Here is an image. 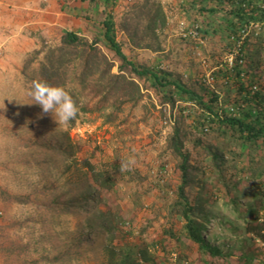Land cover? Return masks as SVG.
Returning <instances> with one entry per match:
<instances>
[{
  "label": "trees",
  "instance_id": "16d2710c",
  "mask_svg": "<svg viewBox=\"0 0 264 264\" xmlns=\"http://www.w3.org/2000/svg\"><path fill=\"white\" fill-rule=\"evenodd\" d=\"M206 1L216 3L214 8L202 10L223 20L216 31L224 34L232 56V62L218 66L212 76L236 89L235 103L206 85L194 90L162 65L148 66L132 60L117 38V22L107 13L100 22V36L89 40L66 32L57 45L30 54L21 73L28 95L35 79L64 86L77 100L80 113L112 109L107 116L110 123L117 120L126 104L139 105L145 98L141 83L150 84L159 99L160 115L173 120L167 148L176 160L179 185L171 215L178 217L183 229L180 234L168 229L166 235L174 241L170 245L179 255L176 264H264V258L250 250L256 242L264 246V0ZM99 3L89 0V8ZM84 18L90 20L89 14ZM151 23L154 31L167 26L164 8L156 7ZM101 45L113 59L100 49ZM71 74L83 91L93 89L97 100L93 108L82 104L81 97L68 87ZM34 107L41 109L36 104ZM76 121L70 122L71 126ZM38 124L35 118H26L25 132L36 131ZM32 146L45 159L48 153L69 159L75 155L70 143L33 141ZM118 174L131 175L121 171V164L109 166L97 172L98 184L91 190L85 188L76 195L69 192L47 204L46 210L63 224H71L70 215L74 216L79 229L67 232L62 247L53 257H46V262L73 261L101 240L108 264H158V243L124 242L128 233L122 242L117 237L126 223L104 194L116 189L114 175ZM1 195L9 194L3 191ZM14 200L28 204L31 198L16 196ZM236 236L242 240L239 247L233 239L231 244L221 242ZM187 243L196 247V261H189L181 253ZM165 255L172 259L170 252Z\"/></svg>",
  "mask_w": 264,
  "mask_h": 264
},
{
  "label": "rangeland",
  "instance_id": "374dc122",
  "mask_svg": "<svg viewBox=\"0 0 264 264\" xmlns=\"http://www.w3.org/2000/svg\"><path fill=\"white\" fill-rule=\"evenodd\" d=\"M85 2L87 4L81 0H45V12L51 10L56 16L60 14L56 18H60L62 24L53 34H45V47L57 45L67 32L65 29L89 40L100 36V22L107 13L117 22V38L132 60L148 66L162 65L164 70L181 76L194 90L202 84L228 95L231 103L238 100L234 87H228L212 76L218 66L232 62L224 34L216 31L223 20L217 14L202 10V7L214 8L216 3L204 0H100L90 9L89 0ZM157 6L164 8L167 26L154 31L151 19ZM61 14L78 18L80 26L69 25ZM86 14L90 20L84 18ZM192 32H198V36L194 37ZM100 49L113 59L105 47L101 45ZM27 59L28 56L22 62L14 61L0 70V264H53L45 258L57 253L67 232L74 233L79 228L74 216L70 215L71 224H63L59 217L46 210L47 204L69 192L76 195L85 188L91 190L98 184L97 172L133 157L137 163L127 170L131 175H114L116 189L104 194L108 204L121 213L119 215L126 223L117 237L122 242L123 235L128 233L131 235L127 234L124 242L158 243L159 249L155 253L158 264L179 262V255L170 245L174 241L166 235L168 229H175L177 234L183 229L178 217L171 215L179 185L176 160L167 148L173 120L169 115L166 118L160 115L159 99L150 84L141 83L145 94L143 101L139 105L126 104L113 123L107 121L112 112L107 108L102 112H81L74 125H61L42 108L36 110L27 94L21 73ZM68 87L81 97L82 104L89 108L96 105L93 89L83 91L72 74ZM28 117L39 122L36 131L28 129L25 132L24 123ZM33 141L70 143L75 155L69 159L48 153L45 159L32 146ZM3 191L9 194L8 197L1 195ZM16 196H28L31 201L18 204L14 200ZM231 239L238 247L242 243L237 236L221 242L231 244ZM246 239L248 236L244 237ZM104 245L105 242L99 240L97 246L89 247L80 257L59 264H108ZM167 247L168 251H163ZM250 250L264 258V246L259 242ZM168 252L172 254L171 260L166 258ZM181 253L189 261L197 259V249L189 243Z\"/></svg>",
  "mask_w": 264,
  "mask_h": 264
},
{
  "label": "crops",
  "instance_id": "0c3cea01",
  "mask_svg": "<svg viewBox=\"0 0 264 264\" xmlns=\"http://www.w3.org/2000/svg\"><path fill=\"white\" fill-rule=\"evenodd\" d=\"M50 11L45 12V0H0V70L45 50V34H53L62 25L60 18H56L60 14L56 16ZM61 15L69 25L80 26L78 18Z\"/></svg>",
  "mask_w": 264,
  "mask_h": 264
},
{
  "label": "clouds",
  "instance_id": "9594fccd",
  "mask_svg": "<svg viewBox=\"0 0 264 264\" xmlns=\"http://www.w3.org/2000/svg\"><path fill=\"white\" fill-rule=\"evenodd\" d=\"M33 104L39 105L43 112L51 114L58 124L66 125L78 119L80 107L73 95L64 86H56L46 81L35 79L29 92ZM137 163L129 158L121 162V171L131 170Z\"/></svg>",
  "mask_w": 264,
  "mask_h": 264
},
{
  "label": "built area",
  "instance_id": "2783aa9c",
  "mask_svg": "<svg viewBox=\"0 0 264 264\" xmlns=\"http://www.w3.org/2000/svg\"><path fill=\"white\" fill-rule=\"evenodd\" d=\"M192 35H193L194 37H196V36H198V32H192Z\"/></svg>",
  "mask_w": 264,
  "mask_h": 264
}]
</instances>
